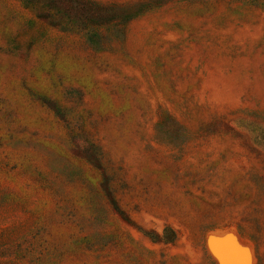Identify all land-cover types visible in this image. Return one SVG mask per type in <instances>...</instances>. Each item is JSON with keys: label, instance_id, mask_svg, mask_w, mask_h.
I'll return each instance as SVG.
<instances>
[{"label": "rangeland", "instance_id": "rangeland-1", "mask_svg": "<svg viewBox=\"0 0 264 264\" xmlns=\"http://www.w3.org/2000/svg\"><path fill=\"white\" fill-rule=\"evenodd\" d=\"M37 1L0 0V264H264V0Z\"/></svg>", "mask_w": 264, "mask_h": 264}, {"label": "trees", "instance_id": "trees-1", "mask_svg": "<svg viewBox=\"0 0 264 264\" xmlns=\"http://www.w3.org/2000/svg\"><path fill=\"white\" fill-rule=\"evenodd\" d=\"M25 2L28 3H36L38 2L37 0H24ZM53 1V3L51 2ZM47 0L46 4L48 5V9L52 8V7H56V3L55 0ZM68 1V0H67ZM51 3L53 5H51ZM75 9L76 11L80 12V16H83V19L86 21H81L83 23H90V25H102L105 23H108L110 20L109 19H114L117 18L120 19L121 22H124L125 18L124 15L121 11H117V13H112V9L106 6H93L92 4H84L82 1H78L77 3H75ZM48 14V13H46ZM67 15V13H65ZM68 17H71L70 15H67ZM79 16V17H80ZM89 42H93V43H98L99 42V38H93V36H89ZM101 41V40H100ZM87 144L86 146H88L87 148H83L82 147V154L84 155L85 158H87V160L90 163L95 162L94 166L98 167L100 165L101 162V156L98 152V149L96 148V146L94 145V142L92 141H85ZM104 175V174H103ZM246 229L241 227V226H237V231L238 234L243 235L244 231Z\"/></svg>", "mask_w": 264, "mask_h": 264}, {"label": "water", "instance_id": "water-1", "mask_svg": "<svg viewBox=\"0 0 264 264\" xmlns=\"http://www.w3.org/2000/svg\"><path fill=\"white\" fill-rule=\"evenodd\" d=\"M224 236L225 235H221L217 240V243H210V249H212L213 252L218 256V258L222 259V262L225 264H243L246 256V246H244L243 244L241 245L238 242L237 238H235V236L233 235L231 241L224 247L225 242L227 240V237ZM236 236L239 237L237 233ZM226 247L238 251L240 253L239 259H234L231 254L227 253L225 250ZM215 261L217 262V264L218 262H221V260L218 259H216Z\"/></svg>", "mask_w": 264, "mask_h": 264}, {"label": "bare ground", "instance_id": "bare-ground-1", "mask_svg": "<svg viewBox=\"0 0 264 264\" xmlns=\"http://www.w3.org/2000/svg\"><path fill=\"white\" fill-rule=\"evenodd\" d=\"M227 245V244H226Z\"/></svg>", "mask_w": 264, "mask_h": 264}]
</instances>
